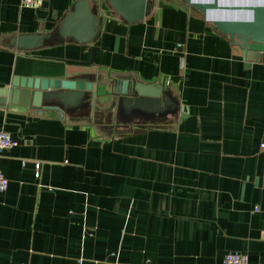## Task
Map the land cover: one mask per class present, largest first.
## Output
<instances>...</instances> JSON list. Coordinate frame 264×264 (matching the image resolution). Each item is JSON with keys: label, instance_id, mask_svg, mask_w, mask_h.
Segmentation results:
<instances>
[{"label": "crops", "instance_id": "obj_1", "mask_svg": "<svg viewBox=\"0 0 264 264\" xmlns=\"http://www.w3.org/2000/svg\"><path fill=\"white\" fill-rule=\"evenodd\" d=\"M76 2L0 0V89L93 82V108L63 118L0 102V130L18 142L0 159V264H222L230 252L264 264V63L247 66L180 0L131 25L94 0L99 30L80 43L58 32ZM25 36L48 38L22 49ZM116 76L166 86L171 104L122 124Z\"/></svg>", "mask_w": 264, "mask_h": 264}, {"label": "water", "instance_id": "obj_2", "mask_svg": "<svg viewBox=\"0 0 264 264\" xmlns=\"http://www.w3.org/2000/svg\"><path fill=\"white\" fill-rule=\"evenodd\" d=\"M156 0H107L119 18L127 25L142 22L150 16ZM188 7L198 11L211 24L217 34L239 50L247 66L253 63H264V0H180ZM94 0H77L59 24L58 32L62 37L73 38L80 43L93 40L99 30L98 15L92 12L90 4ZM228 13L230 16L208 18V13ZM231 15H234L233 17ZM236 15V16H235ZM48 36H25L19 38L18 46L32 49L40 45V41ZM92 83L83 77L48 78L32 77L21 80L14 79L7 88L0 89V102L8 105L19 104L30 108L35 114L43 111L57 112L61 118L70 112H82L81 108H93L89 93ZM110 91L118 97V102L130 105L129 110H118L117 114L127 113L130 119L122 120V124L135 119L136 113H142L143 106L149 103L164 105L170 103L169 95L157 84H142L132 76H116L109 80ZM5 99V100H3ZM171 104V103H170ZM171 109V108H170ZM91 110H86L88 113ZM94 111V110H93ZM152 111V110H151ZM157 114L177 115L178 110H155ZM137 117V116H136ZM141 119L143 117L138 116ZM140 119V120H141ZM144 122H147L144 120ZM118 127V126H117ZM146 130L155 126L138 125Z\"/></svg>", "mask_w": 264, "mask_h": 264}, {"label": "built area", "instance_id": "obj_3", "mask_svg": "<svg viewBox=\"0 0 264 264\" xmlns=\"http://www.w3.org/2000/svg\"><path fill=\"white\" fill-rule=\"evenodd\" d=\"M44 1L45 0H20V7L34 11L39 10ZM16 146H18L17 140L13 139L9 133L0 130V159L4 151ZM261 148H264V144L261 145ZM35 167L38 168V164H36ZM7 188L8 180L3 176L0 170V194L6 192ZM222 264H248V257L237 252H230L224 255Z\"/></svg>", "mask_w": 264, "mask_h": 264}, {"label": "bare ground", "instance_id": "obj_4", "mask_svg": "<svg viewBox=\"0 0 264 264\" xmlns=\"http://www.w3.org/2000/svg\"><path fill=\"white\" fill-rule=\"evenodd\" d=\"M234 1H236V2H244V1H247V0H234ZM213 14H214V16H217V17H226V16H230L228 13H208V18L209 19H211V18H213ZM232 17L234 16V15H231ZM236 16V15H235Z\"/></svg>", "mask_w": 264, "mask_h": 264}, {"label": "flooded vegetation", "instance_id": "obj_5", "mask_svg": "<svg viewBox=\"0 0 264 264\" xmlns=\"http://www.w3.org/2000/svg\"><path fill=\"white\" fill-rule=\"evenodd\" d=\"M115 120H117V119L115 118Z\"/></svg>", "mask_w": 264, "mask_h": 264}]
</instances>
